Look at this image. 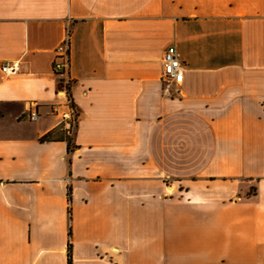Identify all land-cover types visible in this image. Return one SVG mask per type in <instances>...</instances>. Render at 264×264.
Returning <instances> with one entry per match:
<instances>
[{
    "label": "crops",
    "instance_id": "crops-1",
    "mask_svg": "<svg viewBox=\"0 0 264 264\" xmlns=\"http://www.w3.org/2000/svg\"><path fill=\"white\" fill-rule=\"evenodd\" d=\"M70 244L72 264H264V0H0V264Z\"/></svg>",
    "mask_w": 264,
    "mask_h": 264
},
{
    "label": "built area",
    "instance_id": "built-area-1",
    "mask_svg": "<svg viewBox=\"0 0 264 264\" xmlns=\"http://www.w3.org/2000/svg\"><path fill=\"white\" fill-rule=\"evenodd\" d=\"M73 23L68 22L65 30V39L56 52V58L53 64L54 75L58 79V95L64 100V106L67 111L61 115L60 127L67 137H71L79 122V113L71 97L72 79L71 70V35ZM18 63L5 64L2 72L6 75H13L18 72ZM185 66L181 60L180 54L175 46H170L163 57L162 66V83L168 88L179 87L184 80ZM60 105H53L52 114H59ZM38 111H31L27 114L26 119L37 121L39 119Z\"/></svg>",
    "mask_w": 264,
    "mask_h": 264
},
{
    "label": "trees",
    "instance_id": "trees-1",
    "mask_svg": "<svg viewBox=\"0 0 264 264\" xmlns=\"http://www.w3.org/2000/svg\"><path fill=\"white\" fill-rule=\"evenodd\" d=\"M67 140H68V142H69V144H70V150H71V148L73 147L72 146V143H71V141L69 140V138H67V137H65ZM47 139H49V138H47ZM46 139V140H47ZM69 202H71V191L69 190ZM69 264H72V250H71V244L69 245Z\"/></svg>",
    "mask_w": 264,
    "mask_h": 264
}]
</instances>
